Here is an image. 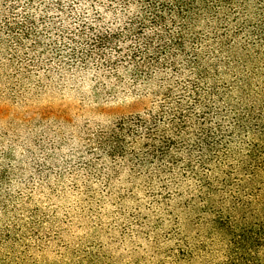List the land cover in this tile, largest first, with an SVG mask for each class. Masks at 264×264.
<instances>
[{
	"label": "rangeland",
	"instance_id": "rangeland-1",
	"mask_svg": "<svg viewBox=\"0 0 264 264\" xmlns=\"http://www.w3.org/2000/svg\"><path fill=\"white\" fill-rule=\"evenodd\" d=\"M82 7L0 0V264H227L237 238L210 204L233 218L229 194L244 195L209 201L204 183L228 167L214 158L200 179L198 149L206 125L238 159L264 147V0L199 28L195 73L180 64L151 83L82 60L90 28L105 29ZM254 256L264 264V245Z\"/></svg>",
	"mask_w": 264,
	"mask_h": 264
},
{
	"label": "trees",
	"instance_id": "trees-1",
	"mask_svg": "<svg viewBox=\"0 0 264 264\" xmlns=\"http://www.w3.org/2000/svg\"><path fill=\"white\" fill-rule=\"evenodd\" d=\"M78 1L80 6H83L82 14L90 12L97 22L96 25L105 24L104 31L100 29L98 33L96 27L90 28L93 37L87 44L88 50L82 52V60L96 58L93 55H99L98 61H101L106 73L113 71L116 73L125 69L132 71L135 78L138 77L145 83L153 82L155 76L160 73L167 76L171 72L172 75L180 77L182 74L180 64L190 73H195L196 66L201 63L199 46L204 41L203 32L199 28L221 30L223 27L220 25L228 23L229 15L242 13V18L244 11L249 7V0ZM86 6H90V9H85ZM240 6L244 11H237ZM107 16L114 19L111 25L109 22L105 23ZM108 50L116 52L117 57L104 56ZM172 92L173 90L168 89L165 97L168 98ZM153 118L156 125L158 117ZM183 123L186 124V121ZM183 123L179 127L176 125L177 122H174V125L182 131L186 126ZM234 126L241 131L245 124L238 119ZM203 130L206 131V139L198 149L204 156L201 157L203 171L202 169L196 171L198 177L207 180V174L202 172L210 171L207 166L214 158L218 161L216 162L218 166L228 167L226 172L224 169L217 171L216 174L221 175H214L212 182L204 183L209 195L208 200L210 201L217 191L226 192L227 186H236L238 193L244 195L243 200L240 195L229 194L232 203L229 210L233 212V218L225 215L222 206L217 207L213 201L210 204V209L216 216L214 224H218L215 228L218 231L228 230L227 233L231 231L237 238L234 240L237 255L227 264H260V258L254 255L257 249L264 245V147L254 143L250 153L238 159L224 134H217L207 125ZM157 152L161 158L169 154L164 149H157ZM238 171L243 174V178L237 180L235 175ZM225 198L223 195L222 199ZM241 211L244 216L239 213ZM240 217L243 220L239 221ZM241 222H244L242 223L244 225H241L240 233H236Z\"/></svg>",
	"mask_w": 264,
	"mask_h": 264
}]
</instances>
